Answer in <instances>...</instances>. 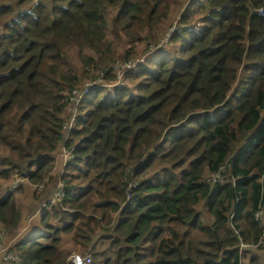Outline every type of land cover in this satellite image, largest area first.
<instances>
[{"label": "trees", "instance_id": "1", "mask_svg": "<svg viewBox=\"0 0 264 264\" xmlns=\"http://www.w3.org/2000/svg\"><path fill=\"white\" fill-rule=\"evenodd\" d=\"M31 1L0 0V152H8L0 181L17 174L39 183L50 171L69 119L65 91L98 75L115 50L110 25L123 32V62L132 63L136 31L170 9L167 0H51L26 12ZM263 2L188 0L167 40L182 59L169 63L167 44L153 43L163 51L155 66L147 58L124 85L86 101L69 139L64 196L41 214L43 230L17 243L18 264H66L61 233L91 264H240L239 243L264 239ZM154 31L146 35L155 42ZM222 166L224 181L209 184L205 176ZM128 170L139 180L132 205ZM14 204L0 197L5 230L18 224ZM253 250L248 263L264 264V246Z\"/></svg>", "mask_w": 264, "mask_h": 264}, {"label": "rangeland", "instance_id": "2", "mask_svg": "<svg viewBox=\"0 0 264 264\" xmlns=\"http://www.w3.org/2000/svg\"><path fill=\"white\" fill-rule=\"evenodd\" d=\"M34 1L35 0H32L31 4H33ZM50 1L51 0H39L38 3H43L45 5H48ZM187 2L188 0H167V4L170 5L169 14L166 17L159 18L157 21L152 19L153 21H152L151 26L145 27L146 29L145 31H140V30L136 31L135 33L136 39L138 38H141V39L136 45V55L133 57V60L135 62L140 61L139 59L148 50L145 48L151 45H155L153 43L159 42V43L165 44L166 46L167 40H168L167 37L169 38L172 35V33L176 30L178 19L181 13L184 11L183 8L185 7V4ZM114 12L115 10L108 9V13H109L108 18H112ZM148 28L155 30L154 31V36L156 38L155 42L150 41L149 37L146 35ZM195 30H198V29H195ZM119 31L118 33H114V29L110 25L109 30L107 32V38H108V41L115 46V50L112 49L111 52L103 55L106 58V61L101 65L102 67L98 69V71L96 72L98 75L95 76L94 78L85 79L77 83L76 84L77 90L82 88L85 84H90L89 83L90 81L97 79V78H102L108 83L106 84L102 82L101 80L98 81L99 84L105 87L106 92H112L113 88H118L117 86H121L126 83L124 81V76H125V72L127 71L128 66L124 64L123 62L124 60L122 56L124 54L123 52L128 48V44L125 42L126 39L124 35L122 34L123 32L121 33V31L120 32ZM158 37H159V40H157ZM147 44H149V46ZM149 48L153 49L152 47H149ZM164 50L165 52H164L163 57H165L171 64L175 59H182L184 57L183 52L178 49V45H174V44L170 45V43H168L167 47ZM89 53L91 55H94L91 51ZM162 53L163 51H161L160 53L157 52L152 55L151 60H150L152 62L150 63L151 67L155 66V63H156L155 61L161 58ZM110 58L113 59L112 62H109ZM67 59L69 61V64L75 70V72L79 73L80 62H79V57L77 55L76 50H71L70 52H68ZM140 63L146 64V60H142L140 61ZM138 65L139 63L130 65L132 71H136L138 68L137 67ZM107 70H112V73L106 74ZM109 78H112L113 82H110ZM66 92L67 91H65V96H64V103L66 104L65 113L67 112V107L71 106V103L69 101V94ZM104 93H105L104 91L100 92L99 97L103 96ZM93 94H95V92H92L91 96H87L83 100L81 99L80 104L77 107L79 111H81L79 107L86 106L87 105L86 101L89 100V98L90 99L93 98ZM75 97L77 98L78 95H76ZM75 101L76 99H74V103ZM68 145L69 143L64 145V147L66 148ZM62 147H63L62 142L57 145L55 144L53 146V150L51 153V157L53 160V166L50 169V171L46 174V176H43L40 179L39 183L32 185L30 179L29 180L24 179L20 175H18L17 177H14V175H10L9 178L0 181V197H4L6 201L14 200L15 208L19 213V221L16 227H12V228L5 230L6 228L3 229L4 227L0 224V232L3 235V243L5 246L16 248V246H14L15 242L17 241L20 242L24 239H27L28 237L32 235L34 230H40V231L43 230L42 221H39V220L45 212L50 211L44 208L45 204L50 203V198L52 197L50 190L52 189L53 185H55V182L58 179V175L63 173L61 167H63L66 170L67 165L72 163V162H69L68 164L66 163L64 164L65 159H64V156L62 155ZM7 156H8V152L1 150L0 163L4 161V159ZM50 176H53V177H50ZM48 178H50L48 183L44 185V182L47 181ZM35 189H41V190L39 192H36ZM8 194H12V196H8ZM40 196L46 197V200H43L45 201L44 202L45 204L37 202ZM62 196L63 194L60 195V197ZM30 203L32 205L28 206ZM51 203L55 205V202H51ZM28 211L30 212L27 214ZM41 211H44V212H42L43 214L40 216ZM208 219L209 218H207V216L203 217V220L205 223H209L210 219L209 221ZM34 220L35 222L33 223ZM28 224H30L29 227H28ZM57 248L60 251L68 252L69 253L68 255L72 253H80V254L90 253L87 251H82L81 248L74 247L71 242V235L68 233L60 234V241L57 243ZM251 252H250V258H251ZM256 253L260 257V251H257Z\"/></svg>", "mask_w": 264, "mask_h": 264}, {"label": "built area", "instance_id": "3", "mask_svg": "<svg viewBox=\"0 0 264 264\" xmlns=\"http://www.w3.org/2000/svg\"><path fill=\"white\" fill-rule=\"evenodd\" d=\"M256 14L259 16L264 15V2L262 4V6L257 10ZM124 64L128 66L127 69L131 68L130 65H133L132 63H129V62H126ZM100 80L102 82L106 83L104 79L97 78V79L90 81L89 82L90 84H85L79 90H73L72 94L69 95V101L71 103V106L67 107V112H69L68 114L70 117L68 120L65 121V123L63 125L64 141H63V147H62V155L64 156V159H65L64 164L65 163L67 164L73 158L71 153L64 147V144H65V140L69 136V132L74 127V125L77 121V118L79 116V110L77 109V107L79 106L81 99L86 94H88L91 90L105 88L103 85L98 83V81H100ZM117 87H119V86H117ZM76 95H78L77 98L75 97ZM74 99H76L75 103H74ZM61 169H63V167H61ZM59 175H61V174H59ZM225 175H226V169L224 166H222L218 170H216L215 172L208 173L205 176V179L209 184L217 185V184H221L224 181ZM138 187H139V180L137 179V176L132 171L128 170L127 186H126V189L124 192L126 204H131V205L134 204V201H135L134 190L137 189ZM62 189H63V184L58 180L57 184H56V190L54 191L53 196L50 198L49 205H54L51 202H55V204H56L59 199L63 198L64 192ZM40 190L41 189H35V191H37V192H39ZM61 194H63L62 197H60ZM43 204H45V203H43ZM49 205L45 204L44 208L47 209L49 207ZM119 211L117 213H119ZM254 218L256 221L261 220L262 219V210H258L257 212H255ZM17 243H18V241L15 242L14 246H16ZM258 245L264 246V239L260 240L258 242V244L255 246L254 245H248V244L243 243V242L239 243L238 257H239L240 264H249L248 260L250 258V250L252 251ZM20 259H21L20 255L17 252L16 248L8 247V246L4 245L3 235L0 232V264H18L20 262ZM91 262H92V257H91L90 253H84V254L72 253V254L68 255V257H67V264H91Z\"/></svg>", "mask_w": 264, "mask_h": 264}, {"label": "clouds", "instance_id": "4", "mask_svg": "<svg viewBox=\"0 0 264 264\" xmlns=\"http://www.w3.org/2000/svg\"><path fill=\"white\" fill-rule=\"evenodd\" d=\"M38 1L39 0H35L34 1V3L33 4H30V6L28 7V8H24L25 9V11L26 12H30L34 7H36L39 3H38ZM167 39H168V37H167ZM160 44H163V43H160ZM150 47H152L153 49H151V48H149L147 51H146V53L139 59L140 61H142V60H146L147 58H149V60H151V57H150V55H153L154 53H156L157 52V49H159L161 46H159L158 45V47H153V46H150ZM162 47H165V44H163V46ZM140 61L139 62H132V64L134 65L135 63H139V65L138 66H140L142 63H140ZM137 66V67H138ZM130 71H132V69L131 68H129V69H127V71L125 72V74H127L128 72H130ZM106 82V81H105ZM106 84H108L107 82H106ZM114 89V88H113ZM99 90H102V91H105V88H100V89H96V90H91L88 94H86L83 98H82V100L83 99H85L87 96H91V93L92 92H96V91H99ZM82 106H80L79 107V109L81 108ZM70 117V116H69ZM81 117H82V111H79V116H78V118H77V121H76V123H75V125H74V127L71 129V131L69 132V136H68V138L65 140V144L64 145H66L67 143H69V139L71 138V134H72V132H73V130H76L77 129V127H78V124H79V122H81ZM81 119V120H80ZM62 132H61V134H62V137H63V141H64V134H63V132H64V129H63V127H62ZM63 141H62V143H63ZM75 147H76V144H71V145H68L67 147H66V149L71 153V155L74 157V149H75ZM73 160V158L69 161V162H71ZM68 162V163H69ZM67 163V164H68ZM62 171H63V173H61V175H59L58 176V179H57V181L59 180L60 182H61V177L63 176V174H64V168L62 169ZM11 175H14V177H17L18 175L17 174H11ZM24 179H28L29 180V178L28 177H25V176H22ZM50 177H53V176H50ZM49 179L50 178H48L47 179V181H45L44 182V185L45 184H47L48 183V181H49ZM53 179V178H52ZM57 181L55 182V187H56V184H57ZM32 183V182H31ZM62 183V182H61ZM33 184H37V183H32V185ZM63 187H64V185H63ZM37 192V191H36ZM44 203L45 201H41V202H38V203ZM37 205V204H36ZM36 205H35V207H36ZM49 205V204H48ZM51 205H49V207H50ZM48 207V208H49ZM47 208V209H48ZM42 212H44V211H42ZM42 212L40 213V216H41V214H42ZM30 226V224L28 225V227ZM32 236V235H31ZM30 236V237H31ZM83 251V250H82ZM18 252V251H17ZM20 261H21V259H20ZM20 263V262H19ZM66 264H67V260H66Z\"/></svg>", "mask_w": 264, "mask_h": 264}, {"label": "crops", "instance_id": "5", "mask_svg": "<svg viewBox=\"0 0 264 264\" xmlns=\"http://www.w3.org/2000/svg\"><path fill=\"white\" fill-rule=\"evenodd\" d=\"M32 204L30 203L28 206H31ZM30 211L27 212V214L29 213ZM33 219V218H32ZM35 222V220L33 221V223Z\"/></svg>", "mask_w": 264, "mask_h": 264}]
</instances>
